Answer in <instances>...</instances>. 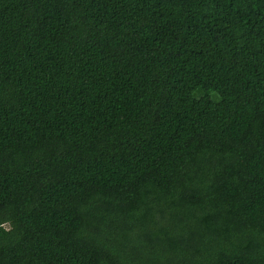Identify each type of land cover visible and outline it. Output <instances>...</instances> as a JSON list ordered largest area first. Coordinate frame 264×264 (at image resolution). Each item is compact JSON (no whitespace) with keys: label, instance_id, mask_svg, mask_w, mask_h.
I'll return each mask as SVG.
<instances>
[{"label":"trees","instance_id":"1","mask_svg":"<svg viewBox=\"0 0 264 264\" xmlns=\"http://www.w3.org/2000/svg\"><path fill=\"white\" fill-rule=\"evenodd\" d=\"M0 264H264V0H0Z\"/></svg>","mask_w":264,"mask_h":264}]
</instances>
